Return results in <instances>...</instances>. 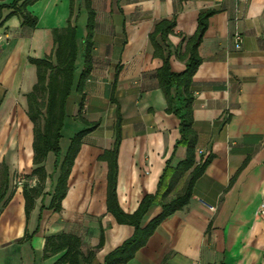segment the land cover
Listing matches in <instances>:
<instances>
[{
  "label": "crops",
  "instance_id": "obj_1",
  "mask_svg": "<svg viewBox=\"0 0 264 264\" xmlns=\"http://www.w3.org/2000/svg\"><path fill=\"white\" fill-rule=\"evenodd\" d=\"M79 4L80 14H86L84 33L79 29L81 47L87 12L75 0L76 12ZM70 6L71 0H39L29 6L38 18L36 27L23 25L17 15L0 25V166L6 164L10 173L8 199L0 202V264H56L63 252L45 257L46 237L77 235L87 254L101 243L103 232L96 254L102 263L133 234L131 225L119 224L107 211L108 163L100 156L114 143L112 98L123 115L117 194L121 208L131 214L146 194L156 192L169 157L174 166L186 157L185 147L175 151L179 119L166 110L157 79L163 60L154 55L150 33L160 21L175 18L171 47L157 40L165 54L172 52L173 70L182 71L185 63L179 53L205 10L216 13L199 46L202 61L192 84L193 115L197 156L213 152L215 158L196 180L189 204L165 219L128 264H264V220L258 215L264 201V0H93L95 46L83 88V115L99 126L83 139L61 211L48 209L57 179L54 167L49 169L48 159L55 156L50 153L45 168L53 177L27 218L23 187L37 184L31 174L34 133L26 98L37 72L29 58L53 53V30L68 26ZM9 12L4 9L3 15ZM236 34L242 38L240 47ZM76 65L78 79L84 67L81 54ZM81 102L75 87L63 130L71 125L69 142L82 129L76 120ZM161 211L160 205L150 207L143 225Z\"/></svg>",
  "mask_w": 264,
  "mask_h": 264
},
{
  "label": "trees",
  "instance_id": "obj_2",
  "mask_svg": "<svg viewBox=\"0 0 264 264\" xmlns=\"http://www.w3.org/2000/svg\"><path fill=\"white\" fill-rule=\"evenodd\" d=\"M2 1L5 0H0V25H3L10 17L17 15L22 19L23 25L32 28L37 26L38 18L29 11V6L39 0H13L11 3H1ZM78 1L83 2L87 12L86 35L81 47L78 44L79 27L77 24L81 6L78 5L76 12L75 0H71L68 26L53 30V53L45 58H29V62L35 65L37 72V81L26 95L27 114L33 123L34 133L33 163L35 167L31 174L37 177V184L30 187L26 183L23 187L27 218L34 209L36 200L46 194V183L49 178L51 180L53 177V174H48L45 168V162L50 153L55 155L53 167L54 173H57V179L53 192L50 193L52 199L48 209L54 212L61 211L62 201L68 192L69 177L83 139L99 126V122H90L83 115L85 98L83 88L92 70L97 13L93 7V0ZM4 9L10 10L6 16L3 15ZM215 13V10H205L199 14L195 34L186 40L184 52L179 53V57L185 63L182 71L173 70L172 52L168 51L165 54L163 46L157 40L160 37L162 44L168 48L171 47L169 36L174 33L175 18L160 21L150 33L149 37L155 48L154 55L163 60L161 68L157 70V79L167 100L166 110L179 119V138L175 144V151L179 146L185 147L186 157L177 166L172 164L173 157H169L158 181L156 192L146 194L136 211L131 214L121 208L117 194L118 154L123 137V115L117 99L112 98V102L116 104V118L113 126L114 143L100 156L108 163L107 211L115 217L119 224L131 225L134 228L133 234L107 253L102 263L96 260V254L104 241L103 232L101 243L94 249L88 250L87 254L83 252L82 240L77 235L61 233L46 237L45 257L63 252L56 264H128L147 244L165 219L189 204L196 180L205 173L215 158L213 152L197 156L199 136L194 128L195 96L192 91L193 79L202 61L199 46L209 26V19ZM79 54L84 60V67L79 78L76 79V61ZM117 76L118 73H116ZM75 87L82 94V102L76 115V120L82 125V129L74 134L63 154L61 139L68 117L67 101ZM181 182L183 185L176 191ZM9 187V168L3 163L0 166V202L8 199L6 197ZM153 205H160L162 211L143 225V219ZM27 238L28 235L25 236V239Z\"/></svg>",
  "mask_w": 264,
  "mask_h": 264
},
{
  "label": "rangeland",
  "instance_id": "obj_3",
  "mask_svg": "<svg viewBox=\"0 0 264 264\" xmlns=\"http://www.w3.org/2000/svg\"><path fill=\"white\" fill-rule=\"evenodd\" d=\"M85 20H86V14L85 12H81L80 14V19H79V22H78V26H79V29H80V33H84V27H85ZM69 127L65 129L64 131V137H63V140L61 142V147H62V150H65L68 143H69V136H71V125H68ZM54 160H55V156L52 158V159H48V165H49V169H51L54 165ZM21 180H23L25 177H21ZM49 183V180L47 181Z\"/></svg>",
  "mask_w": 264,
  "mask_h": 264
},
{
  "label": "built area",
  "instance_id": "obj_4",
  "mask_svg": "<svg viewBox=\"0 0 264 264\" xmlns=\"http://www.w3.org/2000/svg\"><path fill=\"white\" fill-rule=\"evenodd\" d=\"M235 41H236L237 47H240L242 38L239 34L235 35ZM214 208L215 207H211L210 209H214ZM258 215H259V217H261L264 220V201L261 202L259 207H258Z\"/></svg>",
  "mask_w": 264,
  "mask_h": 264
}]
</instances>
